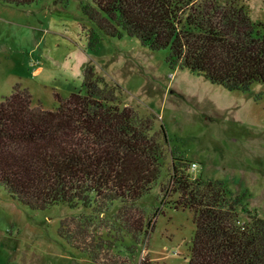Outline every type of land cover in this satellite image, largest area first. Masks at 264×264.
Segmentation results:
<instances>
[{
    "label": "trees",
    "instance_id": "16d2710c",
    "mask_svg": "<svg viewBox=\"0 0 264 264\" xmlns=\"http://www.w3.org/2000/svg\"><path fill=\"white\" fill-rule=\"evenodd\" d=\"M0 1L26 7L43 0ZM81 10L92 26L91 51L103 38L127 35L167 51L172 70L188 69L228 91L264 85V20L253 21L243 0H84ZM122 93L92 64L78 91L67 98L54 92L55 110L33 106L30 91L15 85L0 102V187L33 211L90 210L62 219L59 236L92 264H133L118 243L128 236L134 249L144 245L165 207L194 214L189 264H264V218L244 203L246 195L194 175V162L174 151L168 180L160 182L166 128L124 104ZM157 186L151 212L139 202Z\"/></svg>",
    "mask_w": 264,
    "mask_h": 264
},
{
    "label": "rangeland",
    "instance_id": "374dc122",
    "mask_svg": "<svg viewBox=\"0 0 264 264\" xmlns=\"http://www.w3.org/2000/svg\"><path fill=\"white\" fill-rule=\"evenodd\" d=\"M82 1L43 0L26 7L0 1V102L20 84L30 91L33 106L55 110L54 92L67 98L73 88L78 91L84 67L92 64L122 88L124 104L154 115L156 129L165 126L169 143L160 182L168 180L174 151L198 165L194 175L245 194L244 203L264 218V85L228 91L188 69L172 70L167 51H151L127 35L103 38L91 51L86 34L92 26ZM243 1L253 21L264 20V0ZM159 193L157 186L139 205L153 212ZM83 212L90 210L60 205L33 211L0 187V264H92L59 236L61 220ZM195 231L191 211L165 207L144 245L134 249L125 236L116 251L133 264H189Z\"/></svg>",
    "mask_w": 264,
    "mask_h": 264
},
{
    "label": "crops",
    "instance_id": "0c3cea01",
    "mask_svg": "<svg viewBox=\"0 0 264 264\" xmlns=\"http://www.w3.org/2000/svg\"><path fill=\"white\" fill-rule=\"evenodd\" d=\"M41 70H36V71H34V73H35V75H36V77H41ZM43 77V76H42ZM44 78V77H43ZM47 81H49L47 78H46V81L44 80L43 82H47ZM80 82H82V81H80ZM76 91V88H73V92H75Z\"/></svg>",
    "mask_w": 264,
    "mask_h": 264
},
{
    "label": "built area",
    "instance_id": "2783aa9c",
    "mask_svg": "<svg viewBox=\"0 0 264 264\" xmlns=\"http://www.w3.org/2000/svg\"><path fill=\"white\" fill-rule=\"evenodd\" d=\"M198 167V165L196 163L192 164V169L195 170Z\"/></svg>",
    "mask_w": 264,
    "mask_h": 264
}]
</instances>
